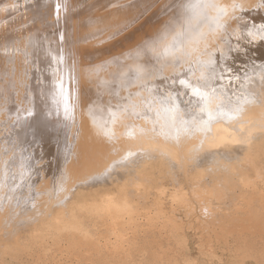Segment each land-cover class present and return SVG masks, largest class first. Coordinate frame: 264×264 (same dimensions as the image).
I'll return each instance as SVG.
<instances>
[{
    "label": "bare ground",
    "instance_id": "1",
    "mask_svg": "<svg viewBox=\"0 0 264 264\" xmlns=\"http://www.w3.org/2000/svg\"><path fill=\"white\" fill-rule=\"evenodd\" d=\"M0 134L18 263L112 262L194 201L264 213V0H0Z\"/></svg>",
    "mask_w": 264,
    "mask_h": 264
},
{
    "label": "rangeland",
    "instance_id": "2",
    "mask_svg": "<svg viewBox=\"0 0 264 264\" xmlns=\"http://www.w3.org/2000/svg\"><path fill=\"white\" fill-rule=\"evenodd\" d=\"M7 147L6 141L0 142L1 149ZM217 163L227 167V172L237 174L236 170H231L237 164L230 159L223 158ZM210 173L207 166L189 170V174L200 175L201 179ZM219 173L220 182L227 185L222 188L220 203L232 205L236 201L232 188L239 183L236 178L223 179L224 174ZM194 205L193 210L185 208L172 212L171 221L164 228L156 226L154 230L158 231L148 232L146 238L127 251V256L112 258V262L103 264H264V213L231 211L228 214L205 209L196 201ZM5 215L6 212H0V222ZM11 225L1 226L0 231L11 229ZM10 244L7 241L0 243V246L6 245L0 247V251L2 249L4 253L7 249L11 254L8 258L5 256L9 264H33L27 257L18 263L16 248L12 249Z\"/></svg>",
    "mask_w": 264,
    "mask_h": 264
}]
</instances>
